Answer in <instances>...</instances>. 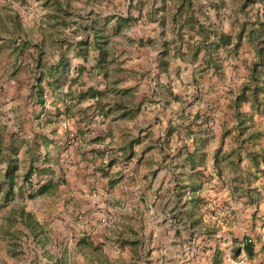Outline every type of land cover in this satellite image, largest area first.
Instances as JSON below:
<instances>
[{"label": "crops", "instance_id": "1", "mask_svg": "<svg viewBox=\"0 0 264 264\" xmlns=\"http://www.w3.org/2000/svg\"><path fill=\"white\" fill-rule=\"evenodd\" d=\"M211 15L210 20L219 25L221 21ZM154 53L156 59L157 49ZM145 79L135 86H126L136 87V101H141L135 117L82 123L71 119L68 128L58 123L57 133L47 135L51 140L44 143L46 146L40 145L41 154L33 166L60 168L66 180L56 193V236L59 240L73 239L74 258L65 245L66 238L61 253L54 248L57 242L53 235L49 238L55 228L51 226L54 222L52 215L49 217L48 203L55 195L38 196L37 200L26 196L29 181L22 176L31 165L26 145L18 151L19 169L12 182L4 178L8 163L15 156L10 147L11 134L31 144L35 134H44L43 129L34 126L39 122L34 118L40 110L38 106L28 101L12 105V123L7 124L0 138V264H53L56 260L59 264H264V205L246 194L247 189L252 196L259 190L264 192V180L253 182L249 178L239 183L234 177L248 174V162L243 160L235 171L226 158L222 159L223 153L234 145L230 137L222 136L224 126L231 125L225 105L218 129L215 127L205 136L204 120L194 121L191 116L185 119L181 109V120L176 119L173 114L178 106L173 99L165 105V118L157 113L164 105L147 101V97L156 94V88L151 77ZM218 148L221 151L216 155ZM46 151L48 161L43 163ZM64 154L69 155L68 163ZM215 157H219L217 165ZM37 179L34 172L31 180L34 183ZM8 188L11 199L5 201ZM213 199L230 202L234 218L225 220L207 210V200ZM38 200L46 205L36 204ZM17 207L32 214L42 226L39 236L47 235L48 242L33 240L20 224L19 216L11 215L12 208ZM106 208L118 216L112 231H104L99 223ZM171 217L174 223L168 221ZM73 220L75 227L71 228ZM17 231L20 234L14 249L10 235ZM83 236H89V244L77 243ZM248 236L254 242L252 257L238 249ZM31 240L36 243L34 246L28 244ZM186 242L199 247L197 255L183 254Z\"/></svg>", "mask_w": 264, "mask_h": 264}, {"label": "trees", "instance_id": "2", "mask_svg": "<svg viewBox=\"0 0 264 264\" xmlns=\"http://www.w3.org/2000/svg\"><path fill=\"white\" fill-rule=\"evenodd\" d=\"M51 2L56 11L51 12L48 25L54 28L60 24L63 26L75 24L74 31L81 35V39L70 46L77 51L81 64L74 67L76 76H69L72 66L64 51L60 52L58 61L53 64L43 61L42 50L36 57L30 58L31 64L28 67L33 73V82L31 81L30 86L33 90L32 105L40 108L34 118L39 120L37 125L40 129L45 130L47 127L51 129L47 128L44 134H35L32 144L12 133L10 147L15 156L9 161L4 173V178L12 182L15 172L19 169L18 151L26 145L25 152L30 153L31 165L22 178L29 181L30 190L26 193L28 199H35L38 196H54L59 185L66 182L60 168L33 166L38 162V156L41 154L40 145L51 140L47 135L57 133L61 115L57 104L59 101H62L65 107L64 113L74 115L76 122L86 121L83 119L91 107H78L76 101L92 99L94 109L102 115L103 120L108 117L112 119L133 118L141 107V101L137 102L134 94L136 87L121 86L122 82L136 75L137 72L125 66L124 60L121 59L124 51L116 47V42L112 38L120 36L122 30H126L129 25L133 24L134 16L130 14L125 17L120 14L102 16L92 12L84 19L79 18L73 21L75 10L70 0H51ZM168 2L172 4V7H168L167 2L163 1V6L159 8L162 11L166 10L169 15L168 22H161L163 31L159 38L130 39L137 46L156 45L155 66L159 72L169 71L171 64L178 61L185 65L189 63L195 66L193 67L194 75H204L209 71L220 75L223 71L222 61L227 57L238 56L243 46H249L248 56L241 61L245 70L243 79L238 85L228 89L229 96L224 104L229 112L231 125L224 126L222 136L230 137L234 145L225 154L223 153L222 159L226 158L235 171L239 169L243 160L248 162L250 166L248 174L246 176L240 174L241 179L239 176L234 177V180L239 183L245 179L248 181L249 178L253 182L260 180L264 174V0H210L207 6L212 7L216 14L224 8L228 9V17L231 20V27L228 30L215 25L210 20V16L206 15L205 6H202L198 0H169ZM19 19L16 13H11L9 10L0 12V40L8 45L11 51L9 56H13L11 59H14L9 60L2 68L5 72L10 68L11 72L8 74L12 76H16L20 70L25 51L34 45L35 47L41 46L31 41ZM205 20L209 21L208 24ZM112 22L113 25L108 27ZM6 33L9 34L7 37L11 40H4ZM54 41L56 42L57 39ZM221 50L224 51L225 56L220 54ZM234 68L237 69L239 66L235 65ZM47 87L55 99L52 105H49L50 108L44 98ZM0 107L5 109L6 106L0 105ZM193 111L182 110L183 117L189 119L190 113L192 120H198V112L195 110L196 113L193 114ZM77 112L79 117L75 116L78 115ZM213 126L205 122L202 127L205 136L213 132ZM0 128V138H2L5 127ZM220 151L221 148H218L216 155ZM44 155L43 163H47L49 153L46 151ZM214 160L217 165L219 157H215ZM34 172L38 179L33 183L31 178ZM42 179H44L43 182H41ZM11 193L9 188L4 192L5 201L11 199ZM246 194L249 195L250 200L257 203L264 196L261 190L256 196H252L247 189ZM16 214L20 218V224L32 234L34 241L38 243L49 241L47 235L44 238L39 236L42 226L30 212L25 211L24 207L12 208L11 215ZM99 222L101 223L100 218ZM19 234L17 231L10 235V245L14 249L17 246ZM13 238L15 240H12ZM246 238H250L251 241L244 242L242 249L252 257L254 242L249 236L243 239ZM86 239L88 238L85 236L80 237L77 243L89 244ZM56 251L60 253L61 250L58 248Z\"/></svg>", "mask_w": 264, "mask_h": 264}, {"label": "rangeland", "instance_id": "3", "mask_svg": "<svg viewBox=\"0 0 264 264\" xmlns=\"http://www.w3.org/2000/svg\"><path fill=\"white\" fill-rule=\"evenodd\" d=\"M163 1L167 2L166 4L168 7H172V4L168 2L169 0H70L73 9L75 10V14L72 17L73 21L79 18L84 19L92 12L101 14L102 16L112 14H120L124 17L129 14L134 16L135 21L133 24L129 25L126 30H122L120 36L112 37L113 41L116 42V47L119 48V50L124 51L121 59L124 60L125 66L137 72L136 75L131 76L122 82V87L129 85L135 86L142 81L147 80L145 79L146 77H151L153 87L156 88V90H154V92L156 91V94L147 97V101L151 103L161 102L164 105L157 113H162L161 116L165 118L166 114H163L166 113L167 107L165 105L169 103L168 99H173L174 104L178 106L176 113L173 114H176V119L181 120V115L178 113H181L182 110H194V112L196 110L199 114L200 120H204L207 124L212 121V124L214 125L213 127L218 129V123L224 114L223 106L229 96L228 89L238 85L244 76L245 70L241 61L248 56V51H250L249 46H243L238 56L225 58V60L222 61L223 71H221L220 75H215L210 71L204 75H194L193 67L195 66H192L189 63L185 65L178 61L171 64L169 71L159 72L155 66L154 57L156 45L137 46L135 43L131 42L130 39L138 40L139 38H143L146 40L148 37L153 39L155 37H160L163 31L161 22L169 21L167 11L159 9L163 6ZM198 2H200L202 6H205L204 10L207 16H210L211 13L213 14L211 15L212 19L215 21H221L218 25L220 28L228 30L231 27V20L228 17V9L224 8L219 14H216L214 13V10H212V7L208 8L207 6L210 0H198ZM229 4L232 6L230 1ZM6 10L18 15L20 18L19 20L22 22L31 41L34 44H40L41 46L35 47L34 45L25 51L20 70L17 72L16 76H12L8 74V72H11L10 68L5 72L2 67L6 65L9 60L13 61L14 59H11L13 56H9L11 51L10 48H8V45H5V43H2L0 40V105L6 106L5 109H1L0 107V127L3 126L5 128L7 124L12 123V105H20L27 101L32 104L31 96L33 90L30 89V86L33 73L32 71H29L28 67L31 64L30 58L32 56L36 57L42 50L43 61L48 64H53L58 61L60 52L64 51L66 56L70 59V65L72 66L69 71V76H76L74 67L81 64V58L77 56V51L70 46V44L81 39V35L74 31L75 24H69L67 26L60 24L54 28L48 25L51 16L50 14L55 10L51 0H0V12L3 13ZM201 20H204L203 16L201 17ZM206 22H208V20H205V23ZM111 25H113V22L110 23L108 27ZM8 35V33L4 35L3 38L5 41L11 40L7 37ZM55 39H57L56 42L54 41ZM220 54L225 56L223 50L220 51ZM235 65H238L239 68H234ZM149 81L151 82V80ZM42 84H44V82H42ZM44 86L46 85L44 84ZM44 98L47 105H52L55 100L48 87ZM47 100L49 102H47ZM17 101H19V103ZM69 102L73 101L71 100ZM92 102V99H85L80 102L76 101L78 107L89 108L91 106L88 109L87 116L83 120L96 121L102 119V115L98 114L96 109H94ZM57 104L61 113L59 123H61L60 125L65 126V128H68V120L74 119V115L64 113L65 107L62 101H59ZM179 109H181V112ZM148 112L152 113V111ZM194 112L193 114L196 113ZM137 114H139V111ZM75 116L79 117V114ZM190 116H192V114L189 113V117ZM80 122L82 123V121H79L78 123ZM37 124L38 123L34 126L39 128ZM47 128L48 130L51 129V127ZM214 128L212 130L213 132L215 131ZM46 129L43 130L46 131ZM70 131L73 132V128H71ZM2 136H4V133H2ZM70 138L73 139V137ZM71 139L66 141L67 146ZM65 156L66 157L64 158L67 159L68 163L69 155L66 154ZM263 180L264 174L261 176L260 182ZM37 199L38 198H35V200ZM207 201L214 202L216 205L222 203L231 205L230 202L226 200L213 199ZM261 201L264 205V196ZM58 202V197L55 195L54 198H50V202L48 203L50 206L49 217L52 215V222H54L51 223V226H54L55 228V230L50 229L49 238L51 239V236L53 235L54 241L57 242L54 244V248H56V250L60 248L61 251H63L66 238L65 245L71 249V253H74V258L76 256V245L73 239L71 237H64L60 239V241L56 236V232H58L57 229L59 228V222L57 221L59 218L57 210ZM36 204H42V207L46 205L43 200H38ZM105 211L115 214L107 208L102 210L101 213L103 214ZM115 216L117 222L118 216L116 214ZM74 220L72 221L71 228L75 227ZM114 226L111 228L105 227L104 231H112ZM25 244H27V242ZM28 244L34 246L36 243L31 240ZM61 251L59 252L61 253ZM37 263L38 261L36 264ZM53 264H59L58 260L53 261Z\"/></svg>", "mask_w": 264, "mask_h": 264}, {"label": "built area", "instance_id": "4", "mask_svg": "<svg viewBox=\"0 0 264 264\" xmlns=\"http://www.w3.org/2000/svg\"><path fill=\"white\" fill-rule=\"evenodd\" d=\"M210 125L212 124V121L209 122ZM208 124V125H209ZM205 207L207 210L212 211L215 213V215L222 217L225 220H231L234 218V210L233 207L229 204H218L216 205L214 202L207 201L205 204ZM101 224L106 228H111L116 223V216L112 212L105 211L100 217ZM170 223H174L175 219L173 217L169 218L168 220ZM250 238L243 239V241L240 242V250H243V243L244 242H250ZM183 254L185 256L188 255H197L199 252V247L192 243V242H186L183 244L182 247Z\"/></svg>", "mask_w": 264, "mask_h": 264}]
</instances>
